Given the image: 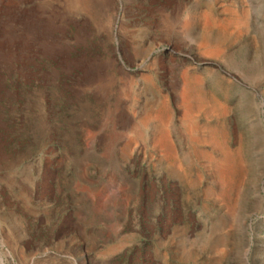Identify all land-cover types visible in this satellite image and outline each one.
I'll return each instance as SVG.
<instances>
[{"label":"rangeland","instance_id":"rangeland-1","mask_svg":"<svg viewBox=\"0 0 264 264\" xmlns=\"http://www.w3.org/2000/svg\"><path fill=\"white\" fill-rule=\"evenodd\" d=\"M0 264H264V0H0Z\"/></svg>","mask_w":264,"mask_h":264}]
</instances>
